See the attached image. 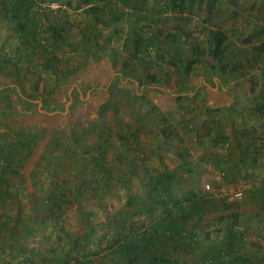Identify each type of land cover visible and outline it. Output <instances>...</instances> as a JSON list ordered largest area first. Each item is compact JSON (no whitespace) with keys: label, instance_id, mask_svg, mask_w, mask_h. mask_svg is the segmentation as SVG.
Wrapping results in <instances>:
<instances>
[{"label":"rangeland","instance_id":"1","mask_svg":"<svg viewBox=\"0 0 264 264\" xmlns=\"http://www.w3.org/2000/svg\"><path fill=\"white\" fill-rule=\"evenodd\" d=\"M37 1L52 12L43 20L37 8L39 41L33 45L20 43L0 11V148L6 156L0 160L6 168L0 173V217L20 218L14 220L18 228L29 226L24 233L31 242L23 247L41 248L47 264H164L155 238L127 255L118 239L126 235L122 243L134 245L136 226L155 219L165 174L175 180L177 193L171 189L166 197L167 212L184 206L187 180L199 192L194 206L218 192L209 179L213 173L228 185L219 197L221 212L209 203L195 219L175 216L182 217V234L171 259L264 264V203H243L250 190L264 189V55L256 65L249 62L251 46L264 41V34L243 43L264 28V0H218L196 5L190 14L167 9L174 0H92L101 8L95 14L81 0ZM50 24L61 26L64 37L53 41ZM213 28L228 36L225 71L207 53ZM150 36L152 46L132 57L133 40ZM195 43L202 54L186 78L183 65ZM35 84L46 96L32 90ZM29 98L39 107H28ZM184 140L182 150L174 147L182 148ZM158 166L182 167L161 175ZM235 184L243 190L241 199H229ZM233 222L243 226L238 238L228 231ZM24 238L16 241L24 244Z\"/></svg>","mask_w":264,"mask_h":264},{"label":"crops","instance_id":"2","mask_svg":"<svg viewBox=\"0 0 264 264\" xmlns=\"http://www.w3.org/2000/svg\"><path fill=\"white\" fill-rule=\"evenodd\" d=\"M6 1H8V0H6ZM36 4H37V6H35V8H38L39 5H40V9L39 10L42 11V16H43V20H44V13H48V14L51 13L52 12V10H51L52 6L44 4V2L39 3L38 1H37ZM1 5H2V2H1ZM64 6L65 5H63V7ZM0 11H2V6L0 8ZM6 23L8 24L9 28H14V23H11L8 20L6 21ZM46 23L48 24V21H46ZM34 102H36L38 107H39V102L36 99H30L29 98L25 102V104H28V107H31L30 105H34L35 104ZM39 111L41 112V110H39ZM28 112L31 114V109ZM70 120L72 121L74 119H70ZM75 120H76V118H75ZM77 120H78V118H77ZM35 121H36V119H35ZM78 122L83 124L84 121L83 120L82 121L78 120ZM211 140L213 141L214 146L217 147L216 144H217L218 141H217L216 136H212ZM208 143L211 144L212 142L209 140ZM185 145H186V141L184 140V142L182 144V148H180L181 145H176V144H175L174 147H176L177 149L179 148V149L182 150L183 147H185ZM0 150H3V149L0 148ZM0 160H1V158H0ZM215 161H216V164H218L219 162L221 163L222 162V156H218V155L215 156ZM216 164H215V166H216ZM181 167L182 166H178V167L177 166H164V167H160L159 168V166H158L157 168H158L159 173H161V175H163L164 173H174L175 170H177V169H179ZM166 168H168V171H165ZM5 169H6L5 168V164H3V162H0V173H1V171L5 170ZM209 174H210L209 175L210 176V178H209L210 182L212 184L214 183L215 185L220 186V188L218 189V192H214L213 196L206 194V199L203 198L202 202H196V205L194 206L192 202H194V199H196V200L199 199V194H198L199 192L197 191L198 189L195 190V188H193V184L189 186L188 180H187V183L184 184V186L186 188L184 189V191H182L183 195H181V197L182 198H186L185 196L190 195L192 191L194 192L195 195H193L190 198H188L189 199L188 203L186 202V199H185V204L182 207V209L173 208V207L170 208L169 207V209L166 210L167 212H165V210L163 209V206L160 205L159 203H156L159 206V210H158V212H156L155 219L153 218L151 223L147 224L146 227H144L143 225H141L140 228L136 226V229L140 232V234H138L136 236L138 238V240L135 242L134 245H132L133 248H136V246L139 243H145L144 242V238L145 237H144V233H143L145 230L146 231H152V232L156 233V236L162 237V243L159 244V242H157L155 244L156 246H159V250L161 251L160 253H162L163 251L167 252L169 254V258L171 259L170 255L174 254L175 252H177L175 250V247L178 244V242H176L175 239H177L178 231L181 232V230L179 228V223H181V220H182L181 218L182 217H178L176 219L175 216H190V218H194L195 219L197 216L201 215V213H202L201 209H203V210L207 209L206 206H208L209 203H214V204H216V206L218 205L216 210L218 211L219 208H220L219 212H221L222 206L221 205L219 206V197L222 194L221 192L225 191V189H226V187H228V185L225 182L224 178L221 177L220 175L213 174V173L212 174L209 173ZM165 176H166V174H165ZM165 176L162 178L163 179L162 182L164 180L166 181V182H163V184L168 185L170 187V189H172V186L175 184V180H172L171 178L167 180V178ZM200 181H201V183L204 182L203 179H201ZM187 184H188V186H187ZM209 187H210V185L207 184V188H209ZM239 187L240 186L238 184H235V186L232 188L234 190H229V191L230 192H234L237 189H239ZM174 194L176 195L177 193H176V191H174V189H172V195L174 196ZM247 194H245L244 197H243L244 198V202L243 203L246 206L254 207L253 205H254L255 202H258L260 206H263V203H264V189L257 190V191L250 190L249 191V195H247ZM164 207H166V206H164ZM208 215L209 216H218L217 213H210ZM170 216H173V218H171ZM80 217H83V216H77V217L73 216L72 218L74 220L75 219L77 220L78 218L80 219ZM98 217H100V216H94L93 220L94 221L103 222V220H98ZM124 217L125 216H123V218ZM145 217L146 216H136V219L137 220H140V219L143 220V219H145ZM224 217L226 219L229 218L228 216H224ZM244 217L245 216H237L238 219L239 218H244ZM132 218H135V216H132ZM161 219L163 220L162 224H161ZM14 220H16L15 223L23 222L20 218L16 219L14 217H12V218L0 217V222H5L4 227H1V225H0V264H47V263L44 262L45 258H42V257H45V256H41L40 254H38V253L42 252L41 248L38 249V250L37 249L35 250L32 245L29 248H27V249L23 247V246H27V242H31V239L29 238L30 235L24 233V228L29 227V226H27V224L25 223V225H23L20 228H18L14 224ZM247 220L249 221L250 219L248 218ZM122 221H124V220H122ZM99 222H97V223H99ZM175 224H176V226L178 225V228L175 226ZM133 228H135V225L133 226ZM229 228H230V226H228V229ZM242 228H243L242 225H239V226L235 225V227L233 226L231 233L233 235H237L238 234L239 236H242V234H241L242 233L241 231H243ZM22 232H23V234H22ZM27 232H29V234H31V229H29ZM183 233L188 234L189 232H183ZM78 234L79 233L74 232V231L72 233V235H74V236H76ZM4 235H6V238L5 239H1ZM22 235H23V238L25 237L24 238L25 243L24 244H19L16 241V238L18 236H22ZM165 237H166V240H165ZM139 238H142V241H140ZM164 241H166V242H164ZM163 242H164V244H163ZM123 244L124 243H122V241L118 242V246L120 248L122 247ZM172 259H175V257L172 258ZM6 260L8 262H6ZM91 260H92V262L95 263V259L94 258H91Z\"/></svg>","mask_w":264,"mask_h":264},{"label":"trees","instance_id":"3","mask_svg":"<svg viewBox=\"0 0 264 264\" xmlns=\"http://www.w3.org/2000/svg\"><path fill=\"white\" fill-rule=\"evenodd\" d=\"M9 1V2H8ZM2 0V12L5 13L6 18L8 21L11 23H14V29H15V34H17V37L20 40L21 44H26V43H33L31 41H39V31H40V22L38 16V10L35 8L37 6V0ZM96 2L102 1V3H108L112 0H95ZM118 1H124V0H118ZM218 0H174L170 3L169 7L167 9H173L176 12L183 14V13H192L193 9L195 8L196 5L199 4H209L210 6H214L217 3ZM81 3L84 5H88L87 10L94 13L96 11L101 10L97 5H93L92 0H81ZM167 12L166 10H163L159 12L160 15L164 14ZM49 31L51 32L50 38L53 41H56L57 39H60L64 37L63 32L64 30L62 29L61 26L59 25H54L50 24L49 25ZM66 33V32H64ZM264 34V28H259L257 30H254L253 32L249 33L248 36L243 40L244 45H251L254 41V39L258 38ZM135 35H138L135 33ZM131 41V36H127L124 42V45H128V43ZM228 41V36L225 32H223L220 29H210L209 30V37L206 39L207 42V53L213 58L216 59L217 61L220 62V69L222 71H225V69L228 67V64L224 61L225 58V48L227 45ZM132 44H134V53L131 55L132 57H136L138 55V49L141 47L144 50L149 49L152 46V38L147 37H141V38H136L133 40ZM253 53L249 58V62L251 65H256L259 60L262 58L264 55V41L260 42L258 45L253 44L252 46ZM202 54L199 44L195 43L192 48V57L189 58L183 65V75L187 78L190 76L191 72L193 71L195 65L199 62V57ZM11 58H6V61H12ZM127 60H130V57L127 58ZM13 65L16 66L15 62H13ZM1 67V66H0ZM123 67H127L126 63H123ZM156 77L151 76V80L153 82H156ZM32 90L39 96H46V91L44 90L43 86L39 84L31 85ZM263 102H264V97H263ZM264 107V105L262 106ZM218 135H220V132L216 130ZM223 143L226 141V138L224 136L221 137L220 139ZM0 158H3L5 161V152L3 153V150H0ZM0 182H2V177L0 176ZM195 195L194 192L192 191L190 195L185 196L188 199L191 196ZM166 197H171V189L168 185H165L162 187V190L157 192V197L155 199L156 203H159L163 207L166 206L167 204V198ZM232 217L236 218L237 217V212H231ZM163 220L161 219V224ZM1 227H4L5 222H0ZM176 226V224H175ZM233 226L235 227V222L230 224L229 228V234L231 237L238 238L239 235H233L232 228ZM178 228V225L176 226ZM165 229V228H164ZM144 242H148L150 239L155 238V244L157 242L162 243V237L156 236V233L152 231H144ZM182 233L178 231L177 234V239L178 235H181ZM188 234H191L190 232ZM126 235L121 236L118 241H123L126 240ZM140 241H142V238H139ZM166 240V237H165ZM176 240V239H175ZM166 242V241H164ZM163 242V244H164ZM155 247V246H154ZM122 255H127L129 252L133 251V246L130 244H127L125 242L122 247L120 248ZM218 251V249L216 250ZM214 253V252H211ZM167 253L163 251L161 253V258L162 262L164 264H176V260H169L170 258L165 259V256ZM91 260V259H90ZM79 264H83L78 262ZM204 263H209V261L204 262ZM153 264V263H152ZM155 264V263H154Z\"/></svg>","mask_w":264,"mask_h":264},{"label":"built area","instance_id":"4","mask_svg":"<svg viewBox=\"0 0 264 264\" xmlns=\"http://www.w3.org/2000/svg\"><path fill=\"white\" fill-rule=\"evenodd\" d=\"M243 190L241 188L237 189L236 191H234L231 196H229V199H241L242 198V192Z\"/></svg>","mask_w":264,"mask_h":264}]
</instances>
